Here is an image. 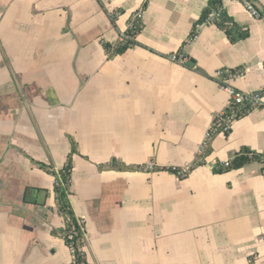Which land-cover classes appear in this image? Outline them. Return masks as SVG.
Returning a JSON list of instances; mask_svg holds the SVG:
<instances>
[{
	"label": "crops",
	"instance_id": "0c3cea01",
	"mask_svg": "<svg viewBox=\"0 0 264 264\" xmlns=\"http://www.w3.org/2000/svg\"><path fill=\"white\" fill-rule=\"evenodd\" d=\"M207 1L0 0V264H72L54 233L71 139L87 264H264V95L205 137L224 83L264 90V0L259 17L221 0L246 38L203 23L190 40ZM138 10L136 44L111 55ZM245 149L260 159L222 169Z\"/></svg>",
	"mask_w": 264,
	"mask_h": 264
},
{
	"label": "trees",
	"instance_id": "16d2710c",
	"mask_svg": "<svg viewBox=\"0 0 264 264\" xmlns=\"http://www.w3.org/2000/svg\"><path fill=\"white\" fill-rule=\"evenodd\" d=\"M222 7L221 0H208L206 7L203 9V12L200 18L194 24L190 37H192L196 32V26L203 24L208 18L209 14L214 10H219ZM113 18V17H112ZM215 23L222 30L225 31L229 40L233 43L240 39H244L248 36V31L246 29H242L238 27L236 24L231 23L230 19L225 14L224 10L221 11L219 18L215 21ZM142 29V23L140 19H133L131 28H127L126 34L130 36L128 40L125 42H117L114 46L109 43H104V48L111 55L112 53H119L121 50L126 49L129 46L135 45V38L137 34ZM113 48V52L110 50ZM232 73H236L232 71ZM261 96L264 95V90L257 92ZM251 109V106L248 104H243L240 106H234L229 110L230 114H233L234 118H238L248 112ZM216 119V118H215ZM216 133L213 132L212 135ZM77 152L76 143L71 139V151L67 157L66 162L64 163L63 168L55 173L56 183L54 186L55 191V204L58 208V211L64 217V226L61 230L56 231L54 233L61 235L68 247L72 251L73 262L72 264H87L86 255L84 252V245L86 243V233L85 226L82 220H80L73 212L71 207V203L69 200L70 194V179H71V171L73 167V154ZM207 153V148L202 149V156ZM260 156L255 153L250 152L245 149L244 151L238 153L228 162V165L222 166V169L231 170L237 169L245 164L252 162L254 160H259ZM203 160H198L190 166V170H192L197 165L203 164ZM170 171H175L173 169H169Z\"/></svg>",
	"mask_w": 264,
	"mask_h": 264
},
{
	"label": "built area",
	"instance_id": "2783aa9c",
	"mask_svg": "<svg viewBox=\"0 0 264 264\" xmlns=\"http://www.w3.org/2000/svg\"><path fill=\"white\" fill-rule=\"evenodd\" d=\"M239 1L243 4L244 8L246 9V11L249 14H251L254 17L260 16L259 10L256 7V5L254 4V2H252L251 0H239ZM222 10H223V8L221 7L219 10L212 11L209 14L208 18L206 19V21L204 22V24L215 23L217 18H219ZM141 12H142L141 10H138L132 15L130 22L128 23V28H131L133 19H140L141 18ZM199 27H200V25L196 26V32L197 33H195L192 37H190V40H193L197 37ZM129 38H130V36H128L126 34V32H124V33L120 34L119 41L123 43L126 40H128ZM183 59H184V57L181 56V54H179V53H174V54L170 55V60L174 61V62H183L184 61ZM223 87L229 95V100H228V103L226 106V111L219 114L216 117V119L213 121L211 132L206 133L205 137L207 139H209L212 136L213 132H219V131L229 132L230 131V129L232 127V123L235 119L233 117V114L229 113V110L232 107L240 106L243 104H248L251 106V108H256V107H260L263 105L262 96L260 94H258L257 92H243V91H240V90L234 88L233 86H231L227 83H224ZM223 164L228 165V162H223ZM150 168H152V166H150ZM173 170L178 172L179 175L184 176L190 171V166L181 168L179 170L177 168H173Z\"/></svg>",
	"mask_w": 264,
	"mask_h": 264
}]
</instances>
